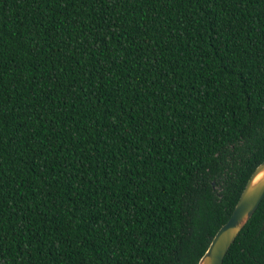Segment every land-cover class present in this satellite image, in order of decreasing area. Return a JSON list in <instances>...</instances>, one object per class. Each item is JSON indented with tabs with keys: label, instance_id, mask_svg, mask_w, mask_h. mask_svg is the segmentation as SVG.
Instances as JSON below:
<instances>
[{
	"label": "trees",
	"instance_id": "obj_1",
	"mask_svg": "<svg viewBox=\"0 0 264 264\" xmlns=\"http://www.w3.org/2000/svg\"><path fill=\"white\" fill-rule=\"evenodd\" d=\"M263 160L264 0H0V264H198Z\"/></svg>",
	"mask_w": 264,
	"mask_h": 264
},
{
	"label": "water",
	"instance_id": "obj_2",
	"mask_svg": "<svg viewBox=\"0 0 264 264\" xmlns=\"http://www.w3.org/2000/svg\"><path fill=\"white\" fill-rule=\"evenodd\" d=\"M264 199V160L247 181L229 219L214 235L198 264H223L239 233L250 221Z\"/></svg>",
	"mask_w": 264,
	"mask_h": 264
}]
</instances>
